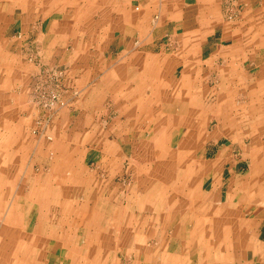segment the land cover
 I'll return each mask as SVG.
<instances>
[{
	"label": "crops",
	"instance_id": "0c3cea01",
	"mask_svg": "<svg viewBox=\"0 0 264 264\" xmlns=\"http://www.w3.org/2000/svg\"><path fill=\"white\" fill-rule=\"evenodd\" d=\"M13 2L0 264H264V0ZM49 70L66 105L31 110Z\"/></svg>",
	"mask_w": 264,
	"mask_h": 264
},
{
	"label": "rangeland",
	"instance_id": "374dc122",
	"mask_svg": "<svg viewBox=\"0 0 264 264\" xmlns=\"http://www.w3.org/2000/svg\"><path fill=\"white\" fill-rule=\"evenodd\" d=\"M10 1H12V3H15V2H13L14 0H9V2ZM4 2H6V0H0V5H1V3H4ZM229 6L230 7H234L235 4H233L231 2V5H229ZM3 10H5V9H3ZM3 10H2V8L0 6V14L2 13ZM14 10L15 9L13 8L12 11L14 12ZM19 10H21V9H19ZM25 10H28V8L27 9L25 8ZM233 12L234 11L231 9L229 11L228 17L235 19L236 16H237V18H238L239 12H236V14H233ZM13 16L15 17V15H13ZM11 19H14V18H9L8 20H11ZM73 26L74 25H72V27ZM75 26H76V28H79L80 25L79 24H75ZM17 30L18 29H17L16 25L15 24H11V26L8 29V39H7L8 42H7V44L5 42V46L4 47H6V48L7 47L12 48L13 47V48L17 49V48H19L21 46L19 41L15 38L16 35H18V37L20 36V34L17 32ZM73 35L76 36V37L81 36L80 33H75L74 32V28H73ZM24 43L25 44H23V46L25 45L24 46L25 47V51H33V50H36L35 48H37L36 44H31L32 42L30 40L29 41L28 40H24ZM39 51H40V49H39ZM47 75H48L47 73H43L42 78L43 77L44 78L41 79V80H43V82L47 80V77H48ZM61 77H62V75L59 76V78H61ZM41 80H37V81H41ZM34 84H36V83H33V86L31 88V91H30L29 96H28V99L30 101L29 103L31 104V107H30L31 110H32V108H34V109L36 108L37 110L40 109L41 113L47 112V111L53 112L55 110L57 111V110L63 108L66 105V101L64 100L63 96H61V98H62L64 104L63 105H57V106L53 107L52 109H48L46 107H42V106L36 105L35 101L33 100V99H35L34 98V87H35ZM59 92H60V94H63L62 86H60ZM7 108H8L7 106H3V104H0V160H1L2 156H3V154H1V147L4 146L7 143L6 142L7 138H5L2 135L3 134L2 131L6 130L8 128V126H11V124L13 126L15 125L14 121L7 123V116H9V114L7 112ZM9 108L11 109V112L13 114V119H14L16 114H17V111H16L17 107L16 106H9ZM47 122L48 121L39 119L38 121H36L34 127H31V129L29 128V130H30L29 132H30L31 135L33 134V135H36V136H40V138H41L40 142L41 143H39V144H41V145L47 144L48 142L53 140V138L50 135L47 134V130H48V125H47L48 123ZM28 140H29V138H28ZM78 214L79 213H72V216H73L72 219H71L72 224H76L75 220L79 221V218L77 217ZM57 215L61 216V213H56V216ZM57 219H59V218L57 217ZM12 221H14V218L13 219L9 218L8 222L11 223ZM5 222H6L5 213H0V226L4 225ZM68 223H69V221H68Z\"/></svg>",
	"mask_w": 264,
	"mask_h": 264
},
{
	"label": "built area",
	"instance_id": "2783aa9c",
	"mask_svg": "<svg viewBox=\"0 0 264 264\" xmlns=\"http://www.w3.org/2000/svg\"><path fill=\"white\" fill-rule=\"evenodd\" d=\"M48 77L47 80L43 82V78L41 81H37L34 85V98L35 104L38 106L46 107L48 109H52L57 105H63L64 102L61 98L62 94H60V73L49 70L47 71Z\"/></svg>",
	"mask_w": 264,
	"mask_h": 264
},
{
	"label": "bare ground",
	"instance_id": "6f19581e",
	"mask_svg": "<svg viewBox=\"0 0 264 264\" xmlns=\"http://www.w3.org/2000/svg\"><path fill=\"white\" fill-rule=\"evenodd\" d=\"M208 4V3H207Z\"/></svg>",
	"mask_w": 264,
	"mask_h": 264
}]
</instances>
